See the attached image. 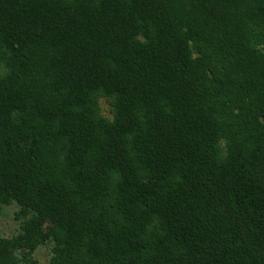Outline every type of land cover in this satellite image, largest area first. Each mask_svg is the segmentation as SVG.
Segmentation results:
<instances>
[{"label":"trees","instance_id":"16d2710c","mask_svg":"<svg viewBox=\"0 0 264 264\" xmlns=\"http://www.w3.org/2000/svg\"><path fill=\"white\" fill-rule=\"evenodd\" d=\"M11 205L0 264H264V0H0Z\"/></svg>","mask_w":264,"mask_h":264},{"label":"rangeland","instance_id":"374dc122","mask_svg":"<svg viewBox=\"0 0 264 264\" xmlns=\"http://www.w3.org/2000/svg\"><path fill=\"white\" fill-rule=\"evenodd\" d=\"M101 108L104 116L112 119L108 101L102 99ZM18 212L19 208L16 205L0 208V234L4 238H12L20 232L21 222L16 218ZM51 255L52 248L50 246H45L36 252L35 258L39 264H49Z\"/></svg>","mask_w":264,"mask_h":264}]
</instances>
